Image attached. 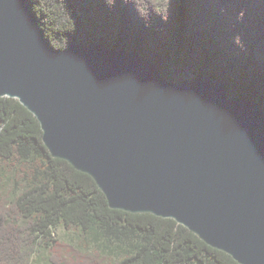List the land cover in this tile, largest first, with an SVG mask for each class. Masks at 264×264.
Listing matches in <instances>:
<instances>
[{
	"label": "water",
	"instance_id": "1",
	"mask_svg": "<svg viewBox=\"0 0 264 264\" xmlns=\"http://www.w3.org/2000/svg\"><path fill=\"white\" fill-rule=\"evenodd\" d=\"M0 98L108 208L171 219L237 264H264V109L200 75L176 83L103 44L46 41L26 0H0Z\"/></svg>",
	"mask_w": 264,
	"mask_h": 264
},
{
	"label": "trees",
	"instance_id": "2",
	"mask_svg": "<svg viewBox=\"0 0 264 264\" xmlns=\"http://www.w3.org/2000/svg\"><path fill=\"white\" fill-rule=\"evenodd\" d=\"M26 2L55 50L103 44L153 61L168 81L207 77L264 109V0ZM58 229L113 239L120 257ZM40 252L50 264H237L171 219L109 209L89 176L50 156L32 114L0 98V264H35Z\"/></svg>",
	"mask_w": 264,
	"mask_h": 264
},
{
	"label": "rangeland",
	"instance_id": "3",
	"mask_svg": "<svg viewBox=\"0 0 264 264\" xmlns=\"http://www.w3.org/2000/svg\"><path fill=\"white\" fill-rule=\"evenodd\" d=\"M55 32L54 30H52ZM52 36H54V33H51ZM75 36V34H74ZM67 44H61V48L64 49ZM188 78V81L191 80L194 75L190 74L189 77L187 75L185 76ZM55 238L63 241L70 242L76 246H79L81 248L90 249L94 251L97 250H103V256H105L108 260H117L120 257V252L118 247L115 245V240L111 239V243L107 242L106 238L96 239L92 236H88L85 234H79L75 231H65L63 229H58L54 232ZM107 246V247H106ZM35 264H50L48 262V254L44 252H40L36 256V262Z\"/></svg>",
	"mask_w": 264,
	"mask_h": 264
}]
</instances>
